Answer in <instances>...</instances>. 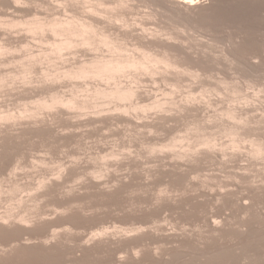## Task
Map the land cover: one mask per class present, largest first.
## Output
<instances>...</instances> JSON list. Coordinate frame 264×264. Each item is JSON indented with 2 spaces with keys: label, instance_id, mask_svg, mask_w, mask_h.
Segmentation results:
<instances>
[{
  "label": "clouds",
  "instance_id": "1",
  "mask_svg": "<svg viewBox=\"0 0 264 264\" xmlns=\"http://www.w3.org/2000/svg\"><path fill=\"white\" fill-rule=\"evenodd\" d=\"M206 2L174 0L182 13L161 17L140 0H0V145L23 149L0 172V229H33L74 210L106 213L75 201L58 207L48 203L49 193L71 199L90 184L112 192L132 172L143 181L126 194L127 213L153 212L188 195L154 183L170 171L185 174V189L194 193L235 194L245 209L241 221L264 212V72L247 67L261 64L264 45L238 64L186 22ZM189 55L223 61L227 77L169 83L165 77L180 72ZM200 79L211 83L193 93ZM166 217L150 224L102 219L88 230L51 227L45 237L0 244V264H48L29 249L62 247L69 236L81 237L76 247L83 250L115 249L147 233L196 241L208 233L206 225L177 226ZM212 227L224 224L213 219ZM162 248L154 246L153 254ZM145 251H118L116 264H136Z\"/></svg>",
  "mask_w": 264,
  "mask_h": 264
},
{
  "label": "rangeland",
  "instance_id": "2",
  "mask_svg": "<svg viewBox=\"0 0 264 264\" xmlns=\"http://www.w3.org/2000/svg\"><path fill=\"white\" fill-rule=\"evenodd\" d=\"M140 6L148 7L152 12L159 9L157 15L161 17L166 13L175 16L183 11L174 3V0H140ZM186 22L189 27L201 31L203 35L223 47L238 64L244 63L242 57L246 53L259 55L261 45H264V0H207L206 3L197 6L192 16L186 18ZM238 39L239 44H237ZM187 60L186 64L180 65V72L173 71L170 76L165 77L169 83H176L179 79L181 84H191L193 79L207 76L216 79L218 73L225 77L228 75L227 65H224L223 61L214 60L211 56L202 55L193 60L189 55ZM247 67L255 73L264 72V58L261 59L260 65H252L248 61ZM210 83L206 79H200L199 84L192 88V92L199 91L201 84ZM41 135L43 139L46 134ZM70 143L71 138H65V146H70ZM22 150L20 145L7 141L0 145V172L10 168ZM138 166V164L131 165L132 168ZM186 179L187 176L178 171L161 173L154 183L167 182L178 191H187L188 195L180 198L175 204L170 203L159 210L139 214L124 212L129 199L126 194L142 186L143 176L136 172L131 173L128 183L122 182L121 186L112 192L100 190L98 185L90 184L85 186L87 190L82 195L61 200L57 189H52L49 193L51 199L48 203L50 204L64 207L75 201L83 203L85 210L89 207H99L107 208L109 211L84 216L79 210H74L68 216L46 221L33 229L25 230L18 226V229L16 227L12 230L1 229L4 232L0 237V244L6 246L12 241L22 240L25 236L29 239L42 238L48 234L51 227L67 226L74 230H88L102 219H115L121 223L150 224L152 220L164 219L167 213L166 218L172 224L206 225L208 233L201 241L187 237L182 239L175 234L156 236L147 233L123 242L115 249L105 245L99 248L94 246L91 251L76 247L81 237L69 236L62 247L54 246L51 250L32 247L29 251L34 259L46 261L48 264H116V252L143 245L147 251L136 264H242V261L252 257L264 264V212L257 214L254 211L249 220L241 221L240 215L245 209L242 204L237 205L236 200L232 198L235 194L221 196L219 192L194 193L190 189H185ZM218 196L221 197V203L216 204ZM135 199L140 201L142 198ZM114 211L124 212V214L117 217L113 215ZM213 219L222 220L224 227L213 228ZM232 221L235 223H231ZM237 225L246 227L247 230L241 232ZM213 232L216 234L213 235ZM4 233L12 234L7 237ZM158 245H164V248L158 255H154L152 249ZM77 251H80L81 255L77 256Z\"/></svg>",
  "mask_w": 264,
  "mask_h": 264
},
{
  "label": "bare ground",
  "instance_id": "3",
  "mask_svg": "<svg viewBox=\"0 0 264 264\" xmlns=\"http://www.w3.org/2000/svg\"><path fill=\"white\" fill-rule=\"evenodd\" d=\"M16 228H17V227H16ZM12 229H13V228H12ZM12 229H11V230H12ZM17 229H18V228H17ZM7 230H8V229H7ZM7 230H6V232H7ZM15 230H16V229H15ZM19 230H20V229H19ZM25 230H26V229H25ZM0 231H2V230L0 229ZM16 231H17V230H16ZM2 232H4V231H2ZM11 232H12V231H11ZM17 232H18V231H17ZM8 233H9V232H8ZM12 233H13V232H12ZM12 233H10L9 235H11ZM20 233H21V232H20ZM4 234H5V233H4ZM13 234H14V233H13ZM5 235H6V234H5ZM7 235H8V234H7ZM7 235H6V236H7ZM9 235H8V236H9ZM17 235H18V233H17ZM8 236H7V237H8ZM10 237L12 238V236H10ZM10 237H9V238H10ZM96 248H97V247H96ZM98 248H99V247H98ZM101 248H102V247H101ZM101 248H100V249H101ZM93 250H96V249H93ZM93 250H92V251H93ZM89 251H91V249H89ZM97 251H98V249H97ZM99 251H100V250H99ZM93 252H94V251H93Z\"/></svg>",
  "mask_w": 264,
  "mask_h": 264
}]
</instances>
